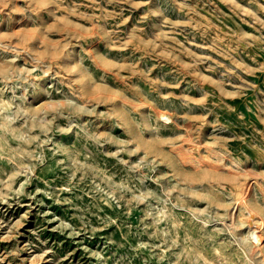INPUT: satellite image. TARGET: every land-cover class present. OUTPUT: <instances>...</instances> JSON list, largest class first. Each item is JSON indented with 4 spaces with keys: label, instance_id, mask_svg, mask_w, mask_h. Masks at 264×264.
<instances>
[{
    "label": "rangeland",
    "instance_id": "1",
    "mask_svg": "<svg viewBox=\"0 0 264 264\" xmlns=\"http://www.w3.org/2000/svg\"><path fill=\"white\" fill-rule=\"evenodd\" d=\"M0 264H264V0H0Z\"/></svg>",
    "mask_w": 264,
    "mask_h": 264
},
{
    "label": "bare ground",
    "instance_id": "2",
    "mask_svg": "<svg viewBox=\"0 0 264 264\" xmlns=\"http://www.w3.org/2000/svg\"><path fill=\"white\" fill-rule=\"evenodd\" d=\"M179 152V151H178ZM216 154V153H215ZM181 155V154H180ZM184 155H186V152L184 153ZM185 157V156H184ZM185 159V158H184ZM197 159V158H196ZM199 159V158H198ZM193 160H195V159H193ZM185 161H187V159L185 160ZM192 161V160H191ZM200 161V160H199ZM199 161H197V162H199ZM207 161V160H206ZM194 162V161H193ZM197 162H195V163H197ZM227 163V162H226ZM200 165V164H199ZM206 166V165H205ZM220 167H222V166H220ZM219 167V168H220ZM215 169V168H214ZM224 171V170H223ZM227 171H228V169H227ZM232 171H234V170H232ZM230 172V171H229ZM251 179V178H250ZM253 183V182H252ZM246 187V186H245ZM248 188H249V186H248ZM246 191H247V188H246ZM246 196V195H245ZM253 214V213H252ZM230 217V216H229ZM249 220V219H248ZM250 221V220H249ZM251 221H252V219H251ZM249 224H250V222H249ZM252 225H253V223H252ZM252 225H250V226H252ZM254 226V225H253ZM253 228V227H252ZM232 229V228H231ZM258 233V232H257ZM254 235V234H253ZM254 238V237H253ZM261 238V237H260ZM263 238V237H262ZM243 240L246 242V243H248L249 242V238L248 237H244L243 238ZM254 241V240H253ZM261 244V243H260ZM249 251H250V253L251 254H253V253H256L257 252V250L253 247V246H251V245H249L248 246V248H247Z\"/></svg>",
    "mask_w": 264,
    "mask_h": 264
}]
</instances>
